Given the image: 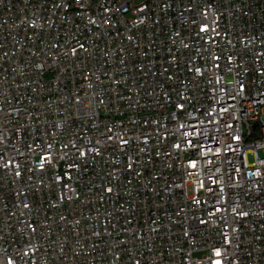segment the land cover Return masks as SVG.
<instances>
[{"label":"built area","instance_id":"built-area-1","mask_svg":"<svg viewBox=\"0 0 264 264\" xmlns=\"http://www.w3.org/2000/svg\"><path fill=\"white\" fill-rule=\"evenodd\" d=\"M0 264H264V0H0Z\"/></svg>","mask_w":264,"mask_h":264},{"label":"rangeland","instance_id":"rangeland-1","mask_svg":"<svg viewBox=\"0 0 264 264\" xmlns=\"http://www.w3.org/2000/svg\"><path fill=\"white\" fill-rule=\"evenodd\" d=\"M140 1H142V0H135V3H139ZM248 160H249V162H252L254 160L252 154H248Z\"/></svg>","mask_w":264,"mask_h":264}]
</instances>
